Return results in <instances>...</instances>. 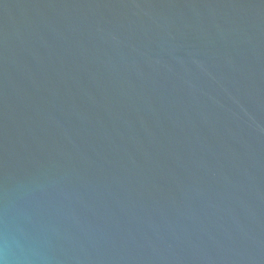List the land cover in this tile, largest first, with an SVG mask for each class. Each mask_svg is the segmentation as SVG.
Listing matches in <instances>:
<instances>
[{"label": "water", "instance_id": "1", "mask_svg": "<svg viewBox=\"0 0 264 264\" xmlns=\"http://www.w3.org/2000/svg\"><path fill=\"white\" fill-rule=\"evenodd\" d=\"M0 264H264V0H0Z\"/></svg>", "mask_w": 264, "mask_h": 264}]
</instances>
